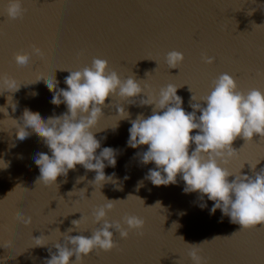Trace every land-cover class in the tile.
<instances>
[{"label": "water", "instance_id": "95a60500", "mask_svg": "<svg viewBox=\"0 0 264 264\" xmlns=\"http://www.w3.org/2000/svg\"><path fill=\"white\" fill-rule=\"evenodd\" d=\"M7 2L0 0V74L14 77L21 85L15 93L2 92L0 87V106L12 97L9 103L17 105L14 112L7 108L12 119H18L25 108L44 119L65 113L63 103H51L53 93L44 80L55 75L58 88L66 89L68 71L90 66L93 58L107 60L121 79L135 76L142 87L148 85L154 92L173 84L186 112L192 111L190 103L204 106L201 97L209 94L212 81L222 73L232 75L241 91H264V76L257 75L264 73V0H22L26 11L17 20L7 18ZM31 45L41 49L43 59L33 55L28 66L18 67L13 55L30 52ZM172 50L182 52L184 61L169 69L165 55ZM202 53L215 57V62L203 64ZM141 98L146 96L142 93L132 105L112 96L102 107L94 135L101 149L115 150L117 161L115 167H105L106 176L115 175L102 188L90 183L95 172L80 165L66 177H58L57 185L36 184L39 169L34 157L51 152L35 133L17 140L14 122L0 113V160L7 164L2 168L0 162V264H44L49 249L55 253V243H63L60 233L69 228L74 230L68 235L90 236L100 226L93 223L91 212L106 203L105 198L118 200L107 213L110 222L125 215L141 217L144 235L130 232L123 240L114 233L118 248L99 255L93 252L83 258V264H192L186 243L204 240L210 241L200 245L199 255L207 264H264V225L239 231L240 226L219 209L210 213L213 202L206 196L201 201L199 193L185 194L179 177L176 185L158 187L144 179L155 168L140 162L138 154L147 146H127L130 120L152 114V106H138ZM119 106L128 119L119 120ZM232 148L238 156L222 166L233 174L253 176L264 169L260 137L251 142L238 137ZM201 203L206 207L201 208ZM17 214L31 216V224L18 223ZM81 215L75 230L71 222ZM41 234L47 245L33 246L32 237ZM215 236L230 237L211 240Z\"/></svg>", "mask_w": 264, "mask_h": 264}, {"label": "clouds", "instance_id": "9594fccd", "mask_svg": "<svg viewBox=\"0 0 264 264\" xmlns=\"http://www.w3.org/2000/svg\"><path fill=\"white\" fill-rule=\"evenodd\" d=\"M25 11L22 0H8L5 8L8 19H22ZM30 48V52L13 55V61L18 67L28 66L33 55L43 59L44 54L40 48L35 45ZM183 61L182 52L172 50L165 55L169 69L178 68ZM201 62L211 65L215 62V57L202 53ZM68 72L69 75L64 79L66 89L58 88L59 82L55 75L52 79L44 80L48 90L53 93L51 103L56 106L63 103L67 108L65 113L44 119L39 113L25 108L18 119H12L7 111L8 107L13 112L16 110L17 105L9 103V98L12 101V97H6V106H0V113L14 122L12 129L15 130L17 140L24 141L30 133H35L51 152L50 156L41 152L34 157V163L39 169L36 184L45 187L57 185V178L66 177L69 170H74L77 165L86 171L95 172L94 179L90 181L94 186L102 188L105 183L112 181L115 174L106 176L104 169L106 166L115 167V150L111 147L101 149V143L93 129L103 116L102 107L109 97L117 96L129 101L128 104L135 105L136 98L143 93L146 98H141L138 106H152V114L147 118L139 114L134 120H130L127 146L133 149L147 146L146 151L138 154L140 162L144 165L152 163L155 168L149 169L144 179L158 187L176 185L179 177L184 182L185 194L199 193L201 201L206 196L213 202L210 213L219 209L231 223L240 226L239 231L264 225V169L248 176L240 172L233 174L222 166L238 156L239 152L232 148L238 137L245 142L253 141L254 136L264 140V91L257 88L241 91L232 75L222 73L212 81L209 94L201 97L200 101L204 106L190 103L192 111L186 112L182 107V98L177 95L178 87L167 84L154 92L148 85L142 87L135 76L121 79L116 71L109 69L105 59L93 58L90 66ZM257 75L264 76V73ZM40 80L42 79L36 81ZM20 85L14 77L0 74L2 92L15 93ZM191 100L195 101L193 95ZM117 113L121 115L119 120L129 117L121 106ZM194 130L196 134L193 135L191 133ZM3 164L2 168H6L7 164ZM255 166L251 168L254 169ZM230 176H234L231 181ZM70 193L74 191L68 195ZM105 200L106 203L93 208L91 212L93 223L100 226L90 236L68 235L74 228L67 229L63 234L56 230L60 236L63 235V243H55V253L49 249L50 258L44 264H83V258L93 252L99 255L100 252L107 253L118 248L113 239L114 233H118L123 240L128 238L130 232H135L138 236L144 235V220L141 217L125 215L121 221L110 222L107 213L118 200ZM155 205H160V202ZM200 207L204 208L206 204L201 203ZM82 219L81 215L79 220L71 222L75 230ZM16 221L27 227L32 218L17 214ZM230 236H215L211 240ZM179 238L183 240L182 237ZM32 239L35 247L47 245L43 234ZM205 241L210 240L198 244L186 243L192 264H207L206 259L199 255L200 245Z\"/></svg>", "mask_w": 264, "mask_h": 264}]
</instances>
